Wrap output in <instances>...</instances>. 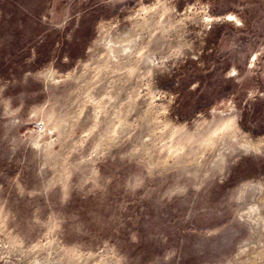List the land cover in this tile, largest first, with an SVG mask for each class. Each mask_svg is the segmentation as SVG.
Masks as SVG:
<instances>
[{
    "label": "rangeland",
    "instance_id": "obj_1",
    "mask_svg": "<svg viewBox=\"0 0 264 264\" xmlns=\"http://www.w3.org/2000/svg\"><path fill=\"white\" fill-rule=\"evenodd\" d=\"M0 264H264V0H0Z\"/></svg>",
    "mask_w": 264,
    "mask_h": 264
}]
</instances>
